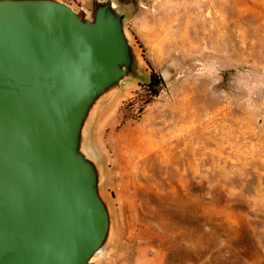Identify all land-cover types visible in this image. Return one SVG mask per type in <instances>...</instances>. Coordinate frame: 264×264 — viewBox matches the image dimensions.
I'll list each match as a JSON object with an SVG mask.
<instances>
[{
	"label": "rangeland",
	"instance_id": "rangeland-1",
	"mask_svg": "<svg viewBox=\"0 0 264 264\" xmlns=\"http://www.w3.org/2000/svg\"><path fill=\"white\" fill-rule=\"evenodd\" d=\"M115 1L147 80L94 124L115 229L105 264H264V0Z\"/></svg>",
	"mask_w": 264,
	"mask_h": 264
},
{
	"label": "water",
	"instance_id": "water-1",
	"mask_svg": "<svg viewBox=\"0 0 264 264\" xmlns=\"http://www.w3.org/2000/svg\"><path fill=\"white\" fill-rule=\"evenodd\" d=\"M146 80L115 0H0V264H105L114 217L94 124Z\"/></svg>",
	"mask_w": 264,
	"mask_h": 264
},
{
	"label": "trees",
	"instance_id": "trees-1",
	"mask_svg": "<svg viewBox=\"0 0 264 264\" xmlns=\"http://www.w3.org/2000/svg\"><path fill=\"white\" fill-rule=\"evenodd\" d=\"M161 85H163V80L160 77L156 75L150 76V81L147 84V88L151 97L157 96L159 94Z\"/></svg>",
	"mask_w": 264,
	"mask_h": 264
},
{
	"label": "bare ground",
	"instance_id": "bare-ground-1",
	"mask_svg": "<svg viewBox=\"0 0 264 264\" xmlns=\"http://www.w3.org/2000/svg\"><path fill=\"white\" fill-rule=\"evenodd\" d=\"M107 108H109V107H107ZM107 108H106V109H107ZM106 109H105V110H106ZM105 110H104V111H105ZM104 111H103V112H104ZM103 112H102V113H103ZM99 117H100V116H99ZM101 118H102V117H101ZM117 232H118V230H117ZM114 235H115V229H114L113 237H114ZM113 237H112V240H113ZM116 237H117V235H116ZM118 237H119V238H118V240H119V239H120L119 233H118ZM113 245H114V244H113ZM117 247H118V246H117ZM111 249H112V248H111ZM113 251H114V250H113ZM143 255H144L143 253L140 254V256H139L138 259H140V257H142ZM107 259H108V258H107Z\"/></svg>",
	"mask_w": 264,
	"mask_h": 264
}]
</instances>
